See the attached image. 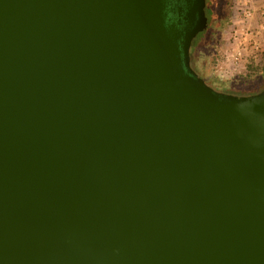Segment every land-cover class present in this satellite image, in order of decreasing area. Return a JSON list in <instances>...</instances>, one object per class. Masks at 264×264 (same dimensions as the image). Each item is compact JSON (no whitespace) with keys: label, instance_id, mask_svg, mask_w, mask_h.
<instances>
[{"label":"water","instance_id":"95a60500","mask_svg":"<svg viewBox=\"0 0 264 264\" xmlns=\"http://www.w3.org/2000/svg\"><path fill=\"white\" fill-rule=\"evenodd\" d=\"M166 6L0 0V264H264V89Z\"/></svg>","mask_w":264,"mask_h":264},{"label":"rangeland","instance_id":"374dc122","mask_svg":"<svg viewBox=\"0 0 264 264\" xmlns=\"http://www.w3.org/2000/svg\"><path fill=\"white\" fill-rule=\"evenodd\" d=\"M216 5L213 34L206 43H201L206 33L195 40L202 47L195 55L200 76L215 87L255 85L252 91L232 92L238 96L263 90L264 74L249 76L248 63L252 58L264 63V0H216Z\"/></svg>","mask_w":264,"mask_h":264},{"label":"flooded vegetation","instance_id":"af4514ba","mask_svg":"<svg viewBox=\"0 0 264 264\" xmlns=\"http://www.w3.org/2000/svg\"><path fill=\"white\" fill-rule=\"evenodd\" d=\"M166 5L167 23L174 24L178 30L183 31V35L187 30L202 27L193 35L186 54L190 62L189 70L200 76L195 65V55L202 49L200 44L206 43L214 32L212 23L218 13L216 0H166ZM201 33H206L207 36L198 44L195 40ZM182 40H185V37L182 36ZM211 86L220 92L232 94L231 88Z\"/></svg>","mask_w":264,"mask_h":264},{"label":"trees","instance_id":"16d2710c","mask_svg":"<svg viewBox=\"0 0 264 264\" xmlns=\"http://www.w3.org/2000/svg\"><path fill=\"white\" fill-rule=\"evenodd\" d=\"M248 70H249L248 71L249 76H254L256 74H264V63L256 64L255 60L252 58L251 61H249V63H248ZM263 81H264V79L261 82H263ZM220 87L231 88L232 92L235 90L252 91V89L255 87V85L253 87H250L247 85V88H245V86H241V85H224V84H222ZM250 94H254V93H250Z\"/></svg>","mask_w":264,"mask_h":264},{"label":"built area","instance_id":"2783aa9c","mask_svg":"<svg viewBox=\"0 0 264 264\" xmlns=\"http://www.w3.org/2000/svg\"><path fill=\"white\" fill-rule=\"evenodd\" d=\"M239 54H241V53L239 52Z\"/></svg>","mask_w":264,"mask_h":264}]
</instances>
